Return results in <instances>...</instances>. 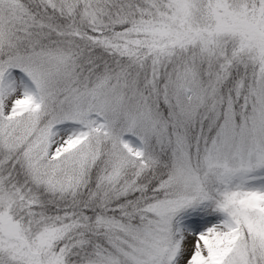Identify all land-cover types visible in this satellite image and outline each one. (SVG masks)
Wrapping results in <instances>:
<instances>
[{"label": "snow or ice", "instance_id": "1", "mask_svg": "<svg viewBox=\"0 0 264 264\" xmlns=\"http://www.w3.org/2000/svg\"><path fill=\"white\" fill-rule=\"evenodd\" d=\"M0 264H264V0H0Z\"/></svg>", "mask_w": 264, "mask_h": 264}]
</instances>
